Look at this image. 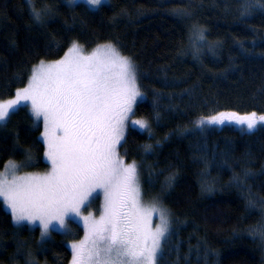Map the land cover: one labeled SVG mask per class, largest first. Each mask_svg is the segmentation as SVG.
<instances>
[{"label": "trees", "instance_id": "16d2710c", "mask_svg": "<svg viewBox=\"0 0 264 264\" xmlns=\"http://www.w3.org/2000/svg\"><path fill=\"white\" fill-rule=\"evenodd\" d=\"M73 43H110L135 66V115L149 128H129L119 151L135 162L143 198L167 211L156 264H264V126L195 129L221 112L264 115V0H0V99ZM42 129L28 107L11 112L0 171L9 160L47 170ZM71 229L43 239L0 200V264H69L68 242L83 234Z\"/></svg>", "mask_w": 264, "mask_h": 264}, {"label": "snow or ice", "instance_id": "6c2138e0", "mask_svg": "<svg viewBox=\"0 0 264 264\" xmlns=\"http://www.w3.org/2000/svg\"><path fill=\"white\" fill-rule=\"evenodd\" d=\"M33 14L39 20L34 9ZM141 95L134 64L113 45H101L85 55L73 43L63 59L41 61L15 99L0 102V124L22 102H30L35 120L43 121L45 155L51 163L44 175L18 176V166L9 162L5 173H0V198L17 223L39 221L42 236L50 226L64 227L66 219L79 218L86 235L71 245L72 264H156L168 231L167 211L142 203L137 166L125 164L117 152ZM225 122L246 126L251 132L257 125L264 126V115L221 112L200 121ZM131 123L148 127L143 120ZM100 194L104 202L99 219L91 213L83 215L82 210ZM154 213L160 221L155 230L151 227Z\"/></svg>", "mask_w": 264, "mask_h": 264}, {"label": "rangeland", "instance_id": "374dc122", "mask_svg": "<svg viewBox=\"0 0 264 264\" xmlns=\"http://www.w3.org/2000/svg\"><path fill=\"white\" fill-rule=\"evenodd\" d=\"M107 1H108V0H101V2H100L99 4H90V3L88 2V0H70L71 3H75V2H84V3H86L87 5H89L91 8H97V7L100 6L102 3H105V2H107ZM106 44H110V43H105V44H101V45H106ZM101 45H98V47L101 46ZM111 45H112V44H111ZM79 46H81V45H79ZM81 47H82V46H81ZM82 48H83V47H82ZM96 48H97V47H96ZM96 48H94V49H92V50H85V49L83 48V50H84V54H85V55H90V54H91ZM116 50H117V48H116ZM117 51H118V50H117ZM67 52H68V51H67ZM67 52H66V53H67ZM66 53H65V54H66ZM64 56H65V55H64ZM64 56H63L61 59H63ZM122 56H123V55H122ZM61 59L53 60V61H44V62H45V63H52V62H55V61H59V60H61ZM39 64H40V63L36 64V65L33 67V69H34L35 67H37ZM32 73H33V71L31 72V76H32ZM30 78H31V77H30ZM29 80H30V79H29ZM27 85H28V84H27ZM27 85H26L25 87H27ZM25 87H22V88H20V89H23V88H25ZM20 89H19V90H20ZM16 93H17V92H16ZM16 93H15V94H16ZM141 94H142V93H141ZM143 98H144L143 94H142L140 97H137L136 102H135V104L133 105V111H132V114L130 115L129 120H128V122H127V126H126L125 131H124V139H123L122 141L125 140L129 128H131V127L140 128L138 125H133V124L131 123L132 120H143V121H146V122H147V120H145V119H143V118H140V117H137V116L135 115V107H136V105H137L140 101L143 100ZM12 99H15V95L12 96V97H10V98H7V99H0V102H4V101H8V100H12ZM21 106H26V107H28V108L31 110L30 102H22L19 106H17L16 109H18V108L21 107ZM11 112H13V111H10V113H11ZM10 113H9V115H10ZM7 118H8V117H7ZM7 118H6V120H7ZM6 120H5V121H6ZM201 120H202V119H201ZM201 120H198V121L195 123V129H197L198 127H200V128L209 127V126H217V127H220V126H222V125H224V124H232V125H234V126L240 128V129L247 130L246 126H243V125H237V124H235V123H228V122H225L224 124H208V123L201 124V123H200ZM203 120H207V119H203ZM41 121H42V119H41ZM42 124H43V121H42ZM147 124H148V122H147ZM257 126H260V125H257ZM148 128H149V124H148V127H147V128H144L143 130H148ZM140 129H141V128H140ZM43 132H44V126H43V129H42V135H41L42 138H43ZM43 141H44V139H43ZM122 141H121V142H122ZM121 142H120V143H121ZM45 145H46V144H45ZM119 145H120V144H119ZM119 145L117 146V152L119 153L120 157L123 159L124 163H125V164H130V163H132V162H127V161H125L124 157L121 156L120 151H119ZM46 151H47V146H46ZM47 160H48V159H47ZM9 162H12V163H14V164H16V165L18 166V167H17V170H16V175H18V176H23V175H26V174H39V175H44V174L48 173V172L51 170V163H50L49 160H48V162L50 163V167H49L47 170H45V171H29V170L24 169L21 163H18V162L13 161V160H12V161L9 160L8 162H6L5 167L0 171V173H5V170H6L7 166L9 165ZM9 178H11L10 174H9ZM140 189H141V188H140ZM141 194H142V191H141ZM141 199H142V203H143L145 206H149V205H152V204H156L158 207L164 209V208H163L161 205H159V203H157V202L146 201V200L143 198V195L141 196ZM0 200L3 202L2 198H0ZM103 202H104V201H103V195H102V194L98 195V198H95V199L93 200V202L91 203L90 207H87L85 210H82V214H83V215H88L89 213H91L96 219H99V217H100V215H101V213H102ZM3 205H4V207H5V208L11 213V215H12L11 210L8 208V206H7L4 202H3ZM12 218H13V220H14L13 215H12ZM167 219H168V216H167ZM168 222H169V219H168ZM14 223H16V224L27 223V224H30V225H32V226H38V227L40 228V232H41V236H42L43 228H42V226H41V224H40L39 221H37L35 224H33V223H29V222H27V221H24V222H21V223H17V222L14 220ZM72 223H76L77 225H80V226L82 227L83 234H82V237H81L79 240L71 239V240L68 242V245H69V247L71 248V245H73V244H79V242L82 241V240L85 238V235H86V232H85V229H84V226H83V222H82L79 218L74 217V218H72L71 220H67V219H66V221H65V226H64V227H60V226H58V225L55 226V227L50 226L49 231H48V234H47V235H43L42 238H43V239H47V238H49V237L52 235V233H53L54 231H59V232H69L70 230H72V229H71V225H72ZM159 223H160V221H159V214H158V213H154L153 216H152V220H151V227H152V229L155 230V228L159 225ZM53 224L55 225V222H53ZM71 233H72V232H71ZM168 233H169V223H168V231L166 232V234H165V236L162 238V240L167 236ZM263 233H264V231H263ZM263 233H260V234L257 235V236H258L259 238H263ZM162 240H161V242H162ZM71 251H72V248H71ZM72 258H73V252H72ZM72 258H71L69 264H72Z\"/></svg>", "mask_w": 264, "mask_h": 264}]
</instances>
